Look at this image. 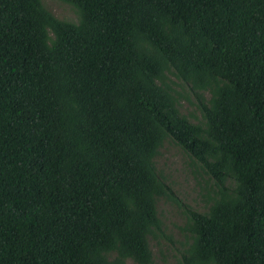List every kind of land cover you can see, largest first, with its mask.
<instances>
[{
	"label": "trees",
	"instance_id": "trees-1",
	"mask_svg": "<svg viewBox=\"0 0 264 264\" xmlns=\"http://www.w3.org/2000/svg\"><path fill=\"white\" fill-rule=\"evenodd\" d=\"M61 1L0 0V264H152L167 141L214 187L177 264H264V0Z\"/></svg>",
	"mask_w": 264,
	"mask_h": 264
},
{
	"label": "rangeland",
	"instance_id": "rangeland-1",
	"mask_svg": "<svg viewBox=\"0 0 264 264\" xmlns=\"http://www.w3.org/2000/svg\"><path fill=\"white\" fill-rule=\"evenodd\" d=\"M45 6L61 19L75 21L77 14L73 7L61 0H42ZM175 77L170 75V81ZM181 110L193 121L201 119L198 100L189 87L183 85ZM208 97V94L205 93ZM157 166L173 188L174 198H160L158 202L161 229L157 238H150L153 251L152 264H177L180 252L189 242L186 204L205 211L208 205V191L214 187L201 165L173 142H165L157 157ZM127 264H137L128 260Z\"/></svg>",
	"mask_w": 264,
	"mask_h": 264
}]
</instances>
